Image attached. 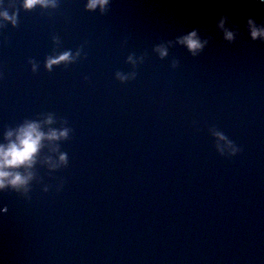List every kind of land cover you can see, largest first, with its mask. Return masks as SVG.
<instances>
[{"label":"water","instance_id":"water-1","mask_svg":"<svg viewBox=\"0 0 264 264\" xmlns=\"http://www.w3.org/2000/svg\"><path fill=\"white\" fill-rule=\"evenodd\" d=\"M3 8L18 17L0 27V143L49 114L42 130L69 135L43 142L27 193L0 192V264H264V42L246 29L264 22L255 0H112L103 15L84 0ZM193 30L208 41L196 56L176 43ZM66 51L80 56L45 70ZM217 133L234 155L218 151ZM62 153L66 164L44 163Z\"/></svg>","mask_w":264,"mask_h":264},{"label":"clouds","instance_id":"clouds-1","mask_svg":"<svg viewBox=\"0 0 264 264\" xmlns=\"http://www.w3.org/2000/svg\"><path fill=\"white\" fill-rule=\"evenodd\" d=\"M58 3L59 0H20V8L25 12H30L36 8L41 10H54L58 7ZM111 3L112 0H84V10L89 13L98 11L99 14L103 15L108 10ZM255 3L261 11H264V0H255ZM3 5L4 0H0V27H3L4 24H9L10 26L15 27L17 24L18 13L13 11L9 14L8 10L3 8ZM226 23L227 17L221 16L216 27L223 33L224 40L232 43L235 39L236 32L226 28ZM246 29L251 40H260L261 42H264V22L257 25L254 19L249 18L246 21ZM176 43L185 46L192 56H196L203 50L208 41H201L198 37L197 31L193 30L187 35L178 38ZM154 51L160 58H164L167 55V47L164 45L157 46ZM79 56V51L75 54L71 51H66L58 56L48 57L44 65L45 70L51 71L54 66L73 63ZM127 62L135 64L131 55L128 57ZM29 63L32 64V71L35 72L37 65L31 61H29ZM173 67H175V65H173ZM116 79L121 83H124L129 77L117 73ZM53 123V117L49 114L42 122L25 121L19 127L4 132L3 139L5 143H0V192H3L6 189H11L27 193L28 185L32 179V173L28 170L32 169L37 163V156L43 147V142L64 140L67 139L69 135L68 128H49L47 132L42 130L43 126H49ZM216 139L224 142V149H220L218 145V151L223 153L224 150H230L229 154H235L236 149L233 148L231 143L226 141L223 135L217 133ZM53 151H55V149H53ZM44 163L48 164L51 169H54L60 165L66 164L67 156L62 153L58 156L56 162L48 159L44 161ZM19 169H24L25 172H21ZM6 211V208H0V215L4 214Z\"/></svg>","mask_w":264,"mask_h":264}]
</instances>
